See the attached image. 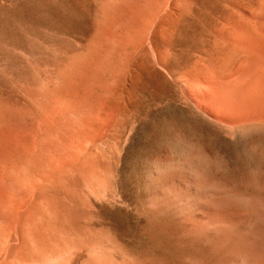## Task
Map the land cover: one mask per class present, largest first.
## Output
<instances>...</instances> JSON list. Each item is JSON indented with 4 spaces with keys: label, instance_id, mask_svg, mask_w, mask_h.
Listing matches in <instances>:
<instances>
[{
    "label": "rangeland",
    "instance_id": "374dc122",
    "mask_svg": "<svg viewBox=\"0 0 264 264\" xmlns=\"http://www.w3.org/2000/svg\"><path fill=\"white\" fill-rule=\"evenodd\" d=\"M237 1L247 0H0V264H75V88H137L122 194L138 209V164L171 120L191 117L160 109L155 88L205 87ZM37 142L41 164L25 157ZM112 217L131 253L153 250L134 213Z\"/></svg>",
    "mask_w": 264,
    "mask_h": 264
},
{
    "label": "bare ground",
    "instance_id": "6f19581e",
    "mask_svg": "<svg viewBox=\"0 0 264 264\" xmlns=\"http://www.w3.org/2000/svg\"><path fill=\"white\" fill-rule=\"evenodd\" d=\"M233 13L212 65L206 57L214 77L204 76V88H155L160 109L191 117L171 120L138 164L136 210L122 183L137 88H75V264H264V0L237 1ZM26 151L45 158L39 142ZM127 213L144 223L152 251L134 254L122 242L112 216Z\"/></svg>",
    "mask_w": 264,
    "mask_h": 264
}]
</instances>
